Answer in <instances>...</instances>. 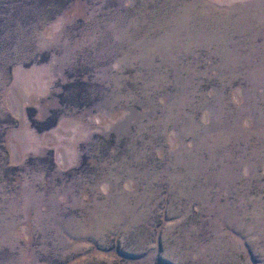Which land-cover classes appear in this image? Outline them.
I'll list each match as a JSON object with an SVG mask.
<instances>
[{"label": "rangeland", "instance_id": "rangeland-1", "mask_svg": "<svg viewBox=\"0 0 264 264\" xmlns=\"http://www.w3.org/2000/svg\"><path fill=\"white\" fill-rule=\"evenodd\" d=\"M0 264H264V0H0Z\"/></svg>", "mask_w": 264, "mask_h": 264}]
</instances>
